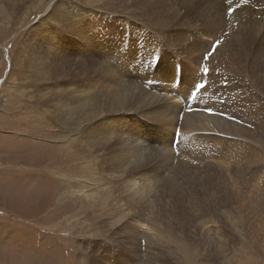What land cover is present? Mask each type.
<instances>
[{"label":"rangeland","instance_id":"rangeland-1","mask_svg":"<svg viewBox=\"0 0 264 264\" xmlns=\"http://www.w3.org/2000/svg\"><path fill=\"white\" fill-rule=\"evenodd\" d=\"M207 1L0 0V264H264V27Z\"/></svg>","mask_w":264,"mask_h":264},{"label":"bare ground","instance_id":"bare-ground-1","mask_svg":"<svg viewBox=\"0 0 264 264\" xmlns=\"http://www.w3.org/2000/svg\"><path fill=\"white\" fill-rule=\"evenodd\" d=\"M209 1V0H208ZM207 1V2H208ZM215 0H210V2H211V4L209 5V13L208 14H210L211 12H212V9H213V5L212 4H215V3H213ZM220 1V0H219ZM218 1V2H219ZM216 2V1H215ZM217 2V3H218ZM240 3H242L243 5H245V6H247V8H248V10H249V13L250 14H254V15H259L260 16V19L258 20L259 21V26L261 27V28H263L264 27V23H263V21H262V17L264 16V14H261V12H263L264 11V1H262V0H241V2H238V1H236V0H233V4H232V7L234 8V7H236L238 4H240ZM208 4V3H207ZM202 5H203V3H202ZM205 6H207L206 4H204ZM214 6H216V10H218V6L219 5H217V4H215ZM203 6H201V8H202ZM206 8V7H205ZM207 9V8H206ZM198 10H199V8H198ZM203 11V10H202ZM207 11V10H206ZM214 11V10H213ZM243 11V10H242ZM246 11V10H245ZM205 12V11H204ZM217 12V11H216ZM213 13V12H212ZM241 13V12H240ZM244 13V12H243ZM207 14V15H208ZM216 14V13H215ZM247 14V13H246ZM203 15V14H202ZM207 15H205V17L207 16ZM213 15H214V13H213ZM236 15V14H235ZM234 16V15H233ZM245 16H247V15H245ZM251 16V15H250ZM256 16V17H257ZM203 17H204V15H203ZM220 17V16H219ZM251 17H253V16H251ZM207 19L209 18V16L208 17H206ZM222 18V17H221ZM234 18V17H233ZM240 18V17H239ZM211 19V18H210ZM210 19H208V21H210ZM236 19V18H235ZM241 19V18H240ZM244 19V18H243ZM249 19V18H248ZM212 20V19H211ZM218 20H220V19H218ZM251 20H253L252 18H251ZM227 21V20H226ZM229 21V20H228ZM235 21V20H234ZM247 21H249V20H247ZM215 22H217V21H215ZM222 22H224V21H222ZM231 22H233V21H231ZM253 22L254 21H252V25H253ZM207 23H209V22H207ZM211 23V22H210ZM209 23V24H210ZM226 23V22H225ZM240 23H242V21H240ZM246 23V25H247V22H245ZM228 24V23H227ZM243 24V23H242ZM257 24V23H256ZM214 25V23H212V26ZM217 26V25H216ZM218 26H219V24H218ZM222 26H224V25H222ZM251 26V25H250ZM258 26V25H257ZM214 27H215V25H214ZM238 27V26H237ZM242 27V26H241ZM244 27H246V26H244ZM244 27H243V29H244ZM230 28V27H229ZM217 29H222V27L221 28H217ZM239 29V28H238ZM247 29H248V26H247ZM229 30V29H228ZM242 30V29H241ZM241 30H240V32H241ZM249 30H251V29H249ZM221 31V30H220ZM244 31H245V29H244ZM264 31V30H263ZM246 32V31H245ZM247 32H248V30H247ZM225 34V33H224ZM241 34V33H240ZM218 35H219V33H218ZM232 36V35H231ZM217 37V36H216ZM209 41V40H208ZM213 41V40H212ZM208 46H209V44H207ZM205 48V47H204ZM207 48V47H206ZM114 49V48H113ZM208 50V49H207ZM160 70V69H159ZM167 71L168 70H166V73H167ZM174 76H175V74L176 75H178V76H180L181 74H180V71L178 70L177 71V73H176V71H175V69H174ZM185 74H186V71L185 70H182V85L184 84V82H183V79H184V76H185ZM156 76V75H155ZM191 76H193V74L191 75ZM195 76V75H194ZM157 78V77H156ZM171 78V80H172V76L170 77ZM169 78V79H170ZM176 78V77H175ZM196 78V77H195ZM158 79H160V78H158ZM193 79V78H192ZM161 80V79H160ZM190 82V81H189ZM193 82H194V80H193ZM183 89L185 88V87H182ZM182 90V89H181ZM129 91H128V89L126 88V87H123L122 86V88H121V91H120V93H121V95L122 96H124L125 98H128V95H126V93H128ZM179 92H182V91H179ZM183 92H185V91H183ZM203 93V92H202ZM148 97H150V99H148V101H150L152 98L154 99V97L151 95H149ZM130 98V97H129ZM155 103H156V101H158V97H155ZM163 100V99H162ZM161 100V101H162ZM164 102V101H163ZM170 104V106L169 107H167L166 105H164V107L162 108V106H161V108L163 109L162 110V113H163V115H162V117H163V119H164V121H166V122H171L172 123V121H173V119L175 118V117H177L178 116V114H179V112H180V110H179V106L177 105V104H174V103H169ZM195 118V117H194ZM197 118V117H196ZM215 119V118H214ZM187 120H189V119H187ZM210 119H208V120H205L204 121V123H202L201 122V124L200 125H204V126H206L207 125V122L209 121ZM213 121H215V120H213ZM185 122H186V120H185ZM188 122V121H187ZM198 123V122H197ZM215 123H216V121H215ZM191 124H192V121L190 120L189 121V127L191 126ZM210 124V122L208 123V125ZM207 125V127H210V126H208ZM188 126V125H187ZM199 127V126H198ZM185 128V127H184ZM195 128H197V127H195ZM189 129V128H188ZM187 129V130H188ZM201 129H203V128H201ZM208 129V128H207ZM185 130H186V128H185ZM193 130V129H192ZM194 131V130H193ZM197 131V130H196ZM166 132L168 133V130H166ZM173 132L174 131H172V139H173V137H174V134H173ZM205 132V131H204ZM50 133H52V132H50ZM173 141V140H172ZM172 141H171V143H172ZM97 145V143H95L93 146H92V148H94V146H96ZM164 145V144H163ZM166 146H168L167 144H165ZM164 145V146H165ZM134 148V147H133ZM138 149V148H137ZM136 149V147L133 149V150H131V149H129L128 150V152L127 153H129V155L130 154H134L135 152H137L138 150ZM163 153H161L162 154V156H163V161H164V164H165V169H167V165H166V163H168L169 161H170V159H171V156H168L169 155V151H167V150H165V151H162ZM164 154V155H163ZM163 163V162H162ZM163 165V164H162ZM164 168V167H163ZM95 169V168H94ZM157 179V178H156ZM135 181V180H134ZM134 181H132V182H134ZM137 183V182H136ZM134 185V184H133ZM137 186V185H136ZM135 186V187H136ZM132 190V189H131ZM151 189L150 188H148L147 187V185H142L140 188H135V190H133L134 191V195H136V194H138L139 195V197L140 198H142V199H144V197H146V195L147 194H149ZM132 194V195H133ZM151 194V193H150ZM133 195V196H134ZM137 196V195H136ZM262 198V197H261ZM145 200V199H144ZM151 202V201H150ZM138 222V221H137ZM8 234V233H7ZM20 235V234H19Z\"/></svg>","mask_w":264,"mask_h":264},{"label":"snow or ice","instance_id":"snow-or-ice-1","mask_svg":"<svg viewBox=\"0 0 264 264\" xmlns=\"http://www.w3.org/2000/svg\"><path fill=\"white\" fill-rule=\"evenodd\" d=\"M226 2H227V5H228V7H227V13H228L229 15H231V14L233 13V11H234V9H233V7H232L233 0H226ZM237 7H239V5H237ZM218 43H219V41H217V44H218ZM216 46H217V45H213V49H215ZM210 55H211V53H209L208 55H206V56L204 57V59L207 60V59L209 58ZM204 71L207 72L208 69H204ZM200 88L203 89V88H204V85H200ZM208 111H212V110H211V109H208Z\"/></svg>","mask_w":264,"mask_h":264},{"label":"trees","instance_id":"trees-1","mask_svg":"<svg viewBox=\"0 0 264 264\" xmlns=\"http://www.w3.org/2000/svg\"><path fill=\"white\" fill-rule=\"evenodd\" d=\"M174 72V71H173Z\"/></svg>","mask_w":264,"mask_h":264}]
</instances>
